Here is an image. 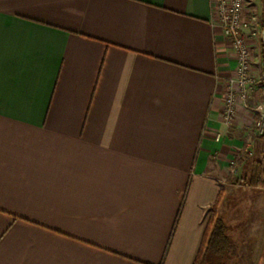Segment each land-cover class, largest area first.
Listing matches in <instances>:
<instances>
[{
	"label": "crops",
	"instance_id": "obj_1",
	"mask_svg": "<svg viewBox=\"0 0 264 264\" xmlns=\"http://www.w3.org/2000/svg\"><path fill=\"white\" fill-rule=\"evenodd\" d=\"M216 19L212 0H0V264H192L218 193L264 162L250 102L224 120Z\"/></svg>",
	"mask_w": 264,
	"mask_h": 264
},
{
	"label": "rangeland",
	"instance_id": "obj_2",
	"mask_svg": "<svg viewBox=\"0 0 264 264\" xmlns=\"http://www.w3.org/2000/svg\"><path fill=\"white\" fill-rule=\"evenodd\" d=\"M248 1V7L256 15L257 21L246 31L250 59L248 63L249 72L247 73L248 81L244 89L245 95L241 97V101L243 104L250 102L249 106L253 108L254 116L256 117L254 119L255 123L257 117L260 114H264V47L262 46V36L264 34V0ZM232 54L234 57V68L229 80L232 79L233 85L236 87L238 66L233 51ZM252 88L259 90L257 92L258 97L254 95L256 92L251 93ZM229 89L230 87L227 88L224 94V100ZM258 113L259 116H257ZM255 132L258 134L257 130ZM263 135L264 132L260 134L264 140ZM249 162L253 164L251 159ZM230 166L233 170L232 172L235 174V166ZM242 170L245 171L243 173L240 172L241 178L235 175L229 181L232 183H242L248 187L246 189H238L224 185L222 192H219L220 198L216 207L218 216L225 224L226 235L233 246V253L224 263L264 264V193L251 189L253 185L264 187V162L263 167L249 163ZM254 195L259 197L257 199L259 205H254Z\"/></svg>",
	"mask_w": 264,
	"mask_h": 264
},
{
	"label": "built area",
	"instance_id": "obj_3",
	"mask_svg": "<svg viewBox=\"0 0 264 264\" xmlns=\"http://www.w3.org/2000/svg\"><path fill=\"white\" fill-rule=\"evenodd\" d=\"M219 32L224 36L235 55L238 66L236 87L233 80L228 81V94L224 100V120L230 121L235 112L239 98L244 97L247 85L248 63L250 59L246 41V31L253 26L257 17L248 7V0H212ZM258 134L264 132V114H260L256 121Z\"/></svg>",
	"mask_w": 264,
	"mask_h": 264
},
{
	"label": "trees",
	"instance_id": "obj_4",
	"mask_svg": "<svg viewBox=\"0 0 264 264\" xmlns=\"http://www.w3.org/2000/svg\"><path fill=\"white\" fill-rule=\"evenodd\" d=\"M262 46L264 47V44ZM219 198L220 193L211 205V215L206 222L201 245L192 264H225L224 262L233 253V246L226 235L225 224L216 212ZM179 212L180 209L177 212L175 223Z\"/></svg>",
	"mask_w": 264,
	"mask_h": 264
},
{
	"label": "water",
	"instance_id": "obj_5",
	"mask_svg": "<svg viewBox=\"0 0 264 264\" xmlns=\"http://www.w3.org/2000/svg\"><path fill=\"white\" fill-rule=\"evenodd\" d=\"M262 43L264 44V34L262 36ZM263 83H264V65H263Z\"/></svg>",
	"mask_w": 264,
	"mask_h": 264
}]
</instances>
